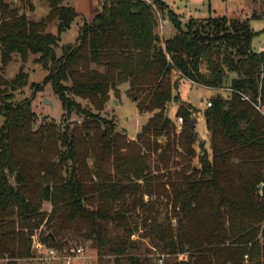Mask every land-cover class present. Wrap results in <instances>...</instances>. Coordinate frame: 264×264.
I'll list each match as a JSON object with an SVG mask.
<instances>
[{
  "label": "trees",
  "instance_id": "trees-1",
  "mask_svg": "<svg viewBox=\"0 0 264 264\" xmlns=\"http://www.w3.org/2000/svg\"><path fill=\"white\" fill-rule=\"evenodd\" d=\"M46 1L48 14L35 22L0 0V64L33 56L66 123L34 129L30 100H12L27 74L0 77V264L31 258L37 233L49 248L69 236L89 242L97 264H109L105 256L156 264L137 254L131 236L140 227L166 255L160 264H264V52L252 50L248 24L208 17L182 25L161 0H103L75 43L60 47L47 27L57 21L59 34L77 13ZM253 1L252 18L264 20V0ZM159 16L175 30L163 41ZM182 80L230 92L203 111L209 152L189 131L191 104L176 112L178 133L167 115ZM123 84L138 112L151 114L134 140L100 115ZM73 115L82 122L71 128ZM152 197L169 208L164 224Z\"/></svg>",
  "mask_w": 264,
  "mask_h": 264
},
{
  "label": "rangeland",
  "instance_id": "rangeland-1",
  "mask_svg": "<svg viewBox=\"0 0 264 264\" xmlns=\"http://www.w3.org/2000/svg\"><path fill=\"white\" fill-rule=\"evenodd\" d=\"M165 3L178 17L182 25H185L190 19H204L208 17H226L229 20H238L246 22L248 27L253 31L254 36L251 42V48L254 52H264V20L252 18L253 11H255L258 5L253 0H161ZM9 6L15 8L19 14H25L31 21H39L44 18L49 12V6L46 0H4ZM103 0H64L63 5L74 8L77 13V17L73 20L70 26L61 31L58 34L57 21L50 23L47 27V31L57 35L59 37V46L73 45L78 36L79 28L83 23H88L92 18L101 10ZM162 17H158L157 33L161 38L167 39L175 32L173 26L170 24L164 29L162 27ZM57 54H60L58 49ZM19 70L24 71L27 74V83L21 89H18L12 93V100L14 102L21 101L23 99H29L31 102V109L35 113L34 129H37L40 125L55 124L59 127H63L66 123L63 121V110L61 109L60 102L57 96L53 93L49 84L44 83V77L46 71L38 63H35L33 56H28L26 60H21L18 55H13L12 61L7 64H0V77L6 81H11L16 77ZM176 74L172 75V80L175 79ZM228 83V82H227ZM179 100L171 102L167 108V115L171 121L177 115L176 112L181 104L184 103V107L187 104H191L197 113L191 115V118H196L197 123L194 131L199 135L198 141L204 142V147L208 151L209 149V136L205 127L203 111L206 108V103L215 97L218 92L208 89L203 86L191 84L188 81L182 80L179 83L178 90ZM226 93H230L228 90ZM197 98V101L194 99ZM48 100L52 107L44 104V100ZM115 101L106 103L105 109L100 112V115L110 121L115 132L124 133L126 136H134L136 131L138 132L145 125L147 119L151 115L150 113H139L136 107V102L131 98H127L123 90L121 94L114 95ZM80 104L85 107L86 102L78 100ZM109 101V100H108ZM108 105V106H107ZM260 111L264 113V108ZM2 117L0 116V126L2 124ZM77 122L80 124L82 118L73 115L68 122L71 128L73 124ZM128 138V137H127ZM164 140V139H162ZM162 143V142H161ZM165 145V140L164 143ZM198 142H195L194 148L196 155L200 153ZM88 164L91 165V160H88ZM194 166H198L197 158L192 160ZM149 198L143 196V202H148ZM150 201H156L159 205L158 216L160 224L166 223V213H169V208L164 207L165 201L163 199L151 198ZM43 209L50 210L49 203L43 204ZM137 211H140L137 209ZM34 237L33 242H39L46 246L41 241V237L38 235ZM147 234V231L140 227V229L131 236V240L138 242L137 254L141 257L150 258L152 262L159 264L160 259L166 258L165 254H161L156 248L152 247L147 236H141ZM33 244V243H32ZM38 246V245H37ZM37 246L31 248L32 257L24 260H20L19 264H63V259L71 255L73 257V264H97L96 250L89 242H84L78 237H67L57 244V254L53 258H47L42 254V250H38ZM82 248L80 253H70V249ZM105 259H109L112 264L114 256H105ZM4 262V260H0Z\"/></svg>",
  "mask_w": 264,
  "mask_h": 264
},
{
  "label": "built area",
  "instance_id": "built-area-1",
  "mask_svg": "<svg viewBox=\"0 0 264 264\" xmlns=\"http://www.w3.org/2000/svg\"><path fill=\"white\" fill-rule=\"evenodd\" d=\"M146 2H150V0H144ZM207 106H210V103L208 102L207 103ZM176 132H180L181 130V125H182V118L180 117H177L176 118ZM34 240V238H33ZM38 245V246H37ZM35 246H37V249L38 250H42V254L43 255H46L47 258H53L55 257V255L58 253L57 252V249L56 248H49L47 246H43L42 243L39 242H33L32 244V248H34ZM82 251V248H75V249H70V253L74 254V253H80ZM73 257L71 255H68L66 256L64 259H63V264H73ZM161 263V260H159V264Z\"/></svg>",
  "mask_w": 264,
  "mask_h": 264
},
{
  "label": "crops",
  "instance_id": "crops-1",
  "mask_svg": "<svg viewBox=\"0 0 264 264\" xmlns=\"http://www.w3.org/2000/svg\"><path fill=\"white\" fill-rule=\"evenodd\" d=\"M101 11V10H100ZM99 11V12H100ZM98 12V13H99ZM162 27H161V29H164V27H166V26H168V25H170V22L167 20V19H163L162 20ZM164 40V39H163ZM234 77V74H228L227 75V80H226V85H228L229 84V82H230V80L232 79ZM186 81V80H185ZM189 82V81H188ZM228 82V83H227ZM191 83V82H190ZM191 84H193V83H191ZM118 89H119V92H120V94H121V89L123 90V92L125 93V91L127 90V84H123V85H120L119 87H118ZM208 89H211V88H208ZM211 90H215L216 92H218V94L215 96V97H217V96H221V97H227L229 94L228 93H226V91L228 90V89H211ZM229 91V90H228ZM113 96H114V94L112 93V92H110L109 93V101L108 102H110V101H115V103H116V100L115 99H113ZM194 101H197V98H195L194 99ZM182 102V101H181ZM209 102V101H208ZM207 102V103H208ZM207 103H206V106H207ZM108 106V105H107ZM138 116H141L140 114H139V112H138ZM170 119V118H169ZM173 120V123L175 124V126H176V117L174 118V119H172ZM196 126V125H195ZM195 129V128H194ZM138 133V130L136 131V134ZM136 134L134 135V136H131V137H129V136H127L128 137V139L129 140H134L135 139V136H136ZM127 135V134H126ZM163 141V142H162ZM161 142L162 143H164V140H161ZM208 152H209V150H208Z\"/></svg>",
  "mask_w": 264,
  "mask_h": 264
},
{
  "label": "water",
  "instance_id": "water-1",
  "mask_svg": "<svg viewBox=\"0 0 264 264\" xmlns=\"http://www.w3.org/2000/svg\"><path fill=\"white\" fill-rule=\"evenodd\" d=\"M44 104H47V105H49L50 107H52V104L48 101V100H44ZM196 123H197V119L196 118H192L191 120H190V122H189V131H190V133L193 135V136H195V137H197V139L199 138V135L194 131V128H195V125H196ZM163 142V141H162ZM161 222V221H160ZM159 222V223H160Z\"/></svg>",
  "mask_w": 264,
  "mask_h": 264
}]
</instances>
